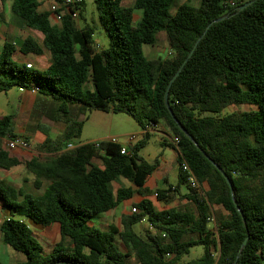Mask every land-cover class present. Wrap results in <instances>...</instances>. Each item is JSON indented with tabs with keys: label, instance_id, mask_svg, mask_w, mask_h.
<instances>
[{
	"label": "trees",
	"instance_id": "16d2710c",
	"mask_svg": "<svg viewBox=\"0 0 264 264\" xmlns=\"http://www.w3.org/2000/svg\"><path fill=\"white\" fill-rule=\"evenodd\" d=\"M44 1L50 0H12V12L21 26L44 36L43 46L27 37L20 52L43 55L47 49L51 64L45 70L18 64L13 61L18 48L5 42L0 92L37 88L39 110L65 128L56 138L45 133L38 151L47 157L20 155L2 146V138L18 136L13 116L0 118V168L24 165L34 188L42 191L0 184V203L32 224L58 225L62 240L44 255L29 223L6 218L3 244L22 253L24 264H181L199 245L204 255L183 264H264V0H251L244 9L238 0H199V7L184 3L175 13L174 0H134L132 7L122 5L123 0H93L108 48L95 41L93 26H80L69 14L54 24L51 14L40 10ZM6 4L0 0V15ZM86 6L84 0L83 18ZM135 10L142 11L136 24ZM160 32L167 34L171 56L149 59L143 46L156 45ZM194 49L169 90L168 107V87ZM47 102L50 109H45ZM245 104L253 109L223 115L229 107ZM96 110L130 115L142 129L166 127L179 142L172 145L178 152V184L157 189V195L147 187L160 165L140 155L151 133L128 155L110 140H100L99 146L81 143L86 114ZM70 144L75 147L69 149ZM184 163L207 185L202 195L189 185ZM120 179L130 186L115 191ZM182 185L187 193L182 194ZM136 194L143 199L134 205L136 212L123 216L121 227L86 228L91 218ZM153 196L166 206L186 199L196 211L158 210ZM213 206L225 212L214 231L209 226ZM144 220L154 229L145 236L134 228Z\"/></svg>",
	"mask_w": 264,
	"mask_h": 264
},
{
	"label": "rangeland",
	"instance_id": "374dc122",
	"mask_svg": "<svg viewBox=\"0 0 264 264\" xmlns=\"http://www.w3.org/2000/svg\"><path fill=\"white\" fill-rule=\"evenodd\" d=\"M241 3H246L251 0H238ZM188 3L194 7L200 6L199 0H174V5L171 8V12L175 13L177 8L184 4ZM86 11L84 13V18L79 17L77 19L80 26H83L84 24L88 23L91 26L95 28V34L94 39L95 41L101 46V48H108L110 44L109 37L107 36L106 32L103 30L100 20L98 17V12L96 10V6L93 2V0H86ZM49 5L46 3H42L40 10L41 11H47ZM142 17V11L141 10H135L134 12V22L135 24L141 20ZM53 23L54 20L52 19ZM1 22L5 25L8 24L11 27V30L16 34L19 35L18 37L14 36L12 31L9 32L4 28L5 34H10L11 39L17 38L22 39L24 35L30 34L36 38V40L42 44L44 36L41 32L23 27L19 24L17 19L15 18L13 12H12V0H7V10L3 14L1 18ZM22 33V34H20ZM6 39L4 33H0V45L1 42L3 43V40ZM22 42V41H21ZM2 48V47H1ZM143 51L145 56H147L149 59H156V58H169L171 56V51L168 46L167 41V34L165 32H160L157 35V43L156 45H144ZM20 58H23L20 54H16L13 57V61H15L18 64H22L25 60L21 61ZM34 58V57H31ZM40 65L34 64V66L37 67H44L48 66L51 61V54L50 52L45 49V53L39 57ZM35 68V67H34ZM19 87H14L8 92H0V115H8L16 113L19 108V101L23 97V93L20 92ZM37 100L33 101V107L27 111L24 116L20 117V120L23 118L25 120V124H29V126L35 127V131L37 130L40 135L39 138H34L35 134H26L30 137V142L32 145L31 150H25L29 155H40L42 158L47 157L45 154H40L38 151V145L42 144L45 138V133H48L50 137L56 138L65 128L64 123H54L49 121L46 117H39L36 116L33 117L34 107ZM51 103H47L46 109H50ZM253 109V106L250 105H240V106H231L229 107L224 113H232V112H240V111H249ZM86 121L84 124V128L82 131V135L80 138L81 143H89V142H95L99 141L101 138L105 139H113L116 138L119 143L123 145H128V137L131 135L137 136V142L140 141L143 138L142 135V128L139 126V124L136 122V120L127 114H115V113H107L103 111H91L86 114ZM81 118H83L81 116ZM22 122V121H21ZM37 125V126H36ZM168 129L160 126L159 131L167 132ZM37 132V133H38ZM174 140H173V139ZM168 145H164V144ZM172 145H175V138L168 132L166 134L163 133H154V135L151 137L150 141L147 143L145 147L142 148L140 155L149 163H154L156 160H159L161 165L166 166H160L159 170L156 172L158 176L164 175L168 176L169 182L173 185H177L179 182V169L177 165V151L173 148ZM97 163L102 164L101 160H96ZM23 166L17 167V170H14L12 172V175L7 173L5 170L0 169V183L4 185L11 184L16 188H19L23 186L24 184V177H27L29 180L31 179V176L29 175L28 171L23 170ZM26 185V189L28 188ZM150 185L153 187V193L155 194V191L157 187H155V183L152 181ZM130 183L127 180L120 179L116 181L113 185L114 190L117 191V189L121 187H129ZM35 191L34 188H31ZM204 189V187H203ZM205 190V189H204ZM182 194L187 193L188 189L186 185L181 186ZM41 192V191H39ZM204 192V191H203ZM201 193L200 195H202ZM153 200L155 201L156 208L158 210H163L165 208H176V209H190L193 211H196V207L192 202H188L186 199H179L169 206H166L164 203L159 202L156 199V196H153ZM133 201H136V199H133ZM125 207L130 208V213H134L133 206L131 207V204H126ZM212 213V221L210 222L209 226L210 229L213 231L215 230L216 222L219 216L224 215L225 212L221 207L213 206L211 208ZM107 213L100 214L97 216H94L89 220V222L86 225V228L92 229V228H99L103 231H107L105 229H108V226L111 224H115L118 226H121V221L123 218V215H120L116 212L112 213L109 219H104L106 217ZM6 218H14V219H23L27 223L31 225V227L34 229L38 239L40 240L42 246L44 247L43 254L48 255L51 252L52 247L61 242L62 238L58 229L57 225L53 226H45L42 224L35 225L32 224V221L28 218H23L19 215H13L10 213V211H6L3 209L1 203H0V262L2 264H24L26 262V258L22 253H18L14 250H12L10 247L3 244L1 240V224L4 219ZM135 230L139 234L145 236L148 232H153L154 229H152L148 223V221H143L141 223H138L135 225ZM204 255V246L199 245L196 247H193L189 254L185 255L182 260L181 264L183 263H189L193 260L199 259ZM132 263H136V259L132 260Z\"/></svg>",
	"mask_w": 264,
	"mask_h": 264
},
{
	"label": "crops",
	"instance_id": "0c3cea01",
	"mask_svg": "<svg viewBox=\"0 0 264 264\" xmlns=\"http://www.w3.org/2000/svg\"><path fill=\"white\" fill-rule=\"evenodd\" d=\"M43 3H46V4H48L49 5V1H44ZM122 5H124V6H127V7H132L133 5H134V0H123L122 1ZM6 10H7V4H6V7H5V11H4V13L6 12ZM48 10H49V7H48ZM48 10H47V12H48ZM2 16L3 15H0V33H4V35H5V38L6 39H4L3 40V43L1 42V45H0V53L2 52V50H3V48H4V45H5V42H7V41H10V42H12V43H14L15 45H16V47L18 48L17 49V52L15 53V55L18 53V54H20L23 58H20V60L21 61H23V60H25L22 64H32L33 65V68L34 69H38V70H45V69H47L49 66H50V64H51V61H50V64L48 65V66H44V67H37V66H34V64H36V65H40V56H42V55H34V54H29V55H24V54H22L21 52H20V50H19V47L21 46V44H22V42L27 38V37H29V36H31V37H33V38H35L34 36H32V35H30V34H26V35H24L23 36V38L22 39H17V38H14V39H11V37H10V34H8V35H6L5 34V31H4V28H5V30H6V33H7V31H9V32H11L12 30H11V27L7 24L6 25V23H5V25L1 22V18H2ZM51 18H52V16H51ZM53 22V21H52ZM32 29V28H31ZM35 30V29H34ZM38 31V30H37ZM12 33H13V35L14 36H16V37H18L19 35H16L13 31H12ZM20 34H22V33H20ZM35 40H36V38H35ZM22 41V42H21ZM37 41V40H36ZM43 41H44V39H43ZM38 42V41H37ZM39 43V42H38ZM41 46H43V42H42V44L41 43H39ZM2 47V48H1ZM44 53H45V51H44ZM31 57H34V58H31ZM21 89L22 88H20L19 90H20V92L21 93H23V97L21 98V100L19 101V108H18V110H17V112L16 113H13V114H8V115H12L13 116V127H14V130H15V132H16V134L18 135V136H22V137H24V138H29L30 139V137L29 136H27L26 134H35V136H34V138H39V135H40V133L36 130L35 131V127H33L32 125L31 126H29V127H27L29 124L27 123V124H25L26 122H25V120H23V118L20 120V117H22V116H24L23 114H25L27 111H29L33 106V101L34 100H37L36 101V103H35V107H34V112H33V117L35 118L36 116H39V117H44V114H43V112H41L40 110H39V108L37 107L40 103H41V98L39 97V95L37 94V93H33L32 91H30V90H27V89H24V91H21ZM47 103H49V102H47ZM47 103H46V105H47ZM46 107V106H45ZM46 109V108H45ZM1 110V109H0ZM46 111V110H45ZM3 116H6V115H0V118L1 117H3ZM25 117V116H24ZM22 121V122H21ZM37 126V125H36ZM160 126H162V127H164L162 124H159L158 126H157V128L156 129H154L153 130V132L151 133L152 135H154V133H163V134H166V133H168L169 131H167V132H163V131H159V127ZM35 128V129H34ZM165 129H166V127H164ZM38 132V133H37ZM170 133V132H169ZM30 134V135H31ZM171 134V133H170ZM142 135H143V129H142ZM32 136V135H31ZM144 136V135H143ZM45 139H46V135H45V138L43 139V141H45ZM173 139V138H172ZM28 140V139H27ZM100 140H110V139H105V138H101V139H99V141ZM174 140V139H173ZM165 146L166 145H168L167 143L166 144H164ZM15 152H17L18 154H23V155H28V153H27V151H25V150H15ZM95 163L96 164H98V165H100L99 163H97L96 161H95ZM20 166H23L24 168H23V170H25V171H28L27 169H26V167L24 166V165H20ZM20 166H16V167H13V168H11L10 170H5L7 173L9 172V174L10 175H12V172H14V170H17L16 168L17 167H20ZM160 166H166V165H161V163H160V165H159V167L157 168V170L151 175V177L149 178V180H148V182H147V187L152 191L153 190V187L150 185V183L153 181L154 183H155V187H157V189H159V188H161V189H163V188H168L169 187V185H173V184H171L170 182H169V178H168V176H162V175H160V176H158L157 175V171L159 170V168H160ZM1 169V168H0ZM4 170V169H3ZM29 172V171H28ZM29 175L31 176V179L33 178L32 177V175L29 173ZM24 179V184H29V185H27V189H26V185H24L23 184V186H21V187H19V188H16V187H14L13 185H11V184H8V185H6V186H11V187H14V188H16V189H25L26 191H28V192H33V193H35V194H41L42 193V191L41 190H36L35 188H34V186H33V183H32V181H31V179L29 180L27 177H24L23 178ZM1 184V183H0ZM4 185V184H3ZM175 186V185H174ZM203 187H204V189L205 190H207V185H203ZM31 188H34L35 189V191L33 190V189H31ZM156 189V190H157ZM39 191H41V192H39ZM133 199H136V201H133ZM142 197L140 196V195H138V194H136L132 199H129V200H125V201H123L118 207H116L114 210H111V211H109V212H107V215H106V217H104V219H109L110 218V216H111V214L112 213H114V212H116V213H118V214H120V215H129V214H131L130 213V208H128V207H125V205L126 204H131V207L133 206V208H134V205L135 204H137V203H139V202H141L142 201ZM151 200L154 202V204H155V201L153 200V197L151 198ZM155 206H156V204H155ZM168 208V207H167ZM166 209V208H165ZM105 214V213H104ZM144 221H146V220H144ZM143 222V221H142ZM111 225H113V224H111ZM115 225V224H114ZM58 226V225H57ZM110 226V225H109ZM109 226H108V228H109ZM116 226H118V225H116ZM118 227H121V226H118ZM58 229H59V226H58ZM105 230H108V229H105ZM60 232V231H59Z\"/></svg>",
	"mask_w": 264,
	"mask_h": 264
},
{
	"label": "built area",
	"instance_id": "2783aa9c",
	"mask_svg": "<svg viewBox=\"0 0 264 264\" xmlns=\"http://www.w3.org/2000/svg\"><path fill=\"white\" fill-rule=\"evenodd\" d=\"M84 2V0H63L62 2H58L55 0L49 1V10L48 12L51 14L52 19L56 24L62 23L65 15L69 14L74 19H78L80 16V8L81 4ZM232 6H235V2L230 3ZM30 66V65H29ZM21 91H24L22 88ZM33 93H37L38 89L35 88L31 90ZM157 126L151 125L147 126L145 129H143V135L147 133H152L154 129H156ZM112 143L120 144L121 145V153L128 155L130 153V147L135 145L137 143V136L131 135L128 137V145H123L118 142L116 138L110 139ZM100 141H96V146H99ZM175 145L178 147L179 142L177 139H175ZM2 146L4 149L15 151V150H31L32 145L31 142H29L26 138L22 136H17L15 138L10 137H4L2 138ZM75 146L73 144H70L68 146L69 149L74 148ZM184 172L188 175V183L189 185L195 189L199 193H203V186L198 181L195 173L190 168V166L187 163H184L183 165ZM157 195V194H155ZM133 211L136 212V209L133 208Z\"/></svg>",
	"mask_w": 264,
	"mask_h": 264
},
{
	"label": "water",
	"instance_id": "95a60500",
	"mask_svg": "<svg viewBox=\"0 0 264 264\" xmlns=\"http://www.w3.org/2000/svg\"><path fill=\"white\" fill-rule=\"evenodd\" d=\"M250 4H251V1L245 3V4L241 7V9L246 8V7L249 6ZM197 44H198V43H197ZM196 46H197V45H196ZM194 51H195V49L190 53V55L187 57V59H186V60L184 61V63L181 65V67L179 68V70H178V72L176 73V75L173 77V79H172V81H171V83H170V85H169V87H168V90H167V92H166V97H165L166 104H167L168 107H169V105H170V104H169V90H170L172 84L174 83V81H175V80L177 79V77L180 75V73H181V71L183 70V68H184V66L186 65V63L189 61V59H190V57L192 56V54H193ZM174 119L177 121V119H176L175 117H174ZM177 123L179 124L178 121H177ZM189 137H190V139H192L191 136H189ZM212 163L214 164V162H212ZM223 175L226 177L227 182L229 183L231 189H233L232 182H231V180L229 179V177H228L225 173H223ZM246 244H247V239L245 240L243 246H246Z\"/></svg>",
	"mask_w": 264,
	"mask_h": 264
}]
</instances>
